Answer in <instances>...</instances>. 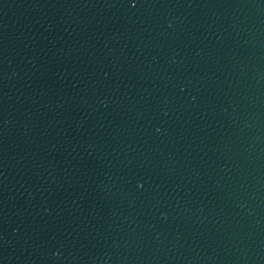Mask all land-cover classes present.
Segmentation results:
<instances>
[{
    "label": "water",
    "instance_id": "obj_1",
    "mask_svg": "<svg viewBox=\"0 0 264 264\" xmlns=\"http://www.w3.org/2000/svg\"><path fill=\"white\" fill-rule=\"evenodd\" d=\"M0 264H264V0H0Z\"/></svg>",
    "mask_w": 264,
    "mask_h": 264
}]
</instances>
